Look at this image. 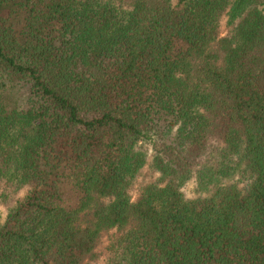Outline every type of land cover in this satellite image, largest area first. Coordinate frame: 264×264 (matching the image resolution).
I'll use <instances>...</instances> for the list:
<instances>
[{
    "label": "trees",
    "instance_id": "16d2710c",
    "mask_svg": "<svg viewBox=\"0 0 264 264\" xmlns=\"http://www.w3.org/2000/svg\"><path fill=\"white\" fill-rule=\"evenodd\" d=\"M0 207V264H264V0H0Z\"/></svg>",
    "mask_w": 264,
    "mask_h": 264
},
{
    "label": "rangeland",
    "instance_id": "374dc122",
    "mask_svg": "<svg viewBox=\"0 0 264 264\" xmlns=\"http://www.w3.org/2000/svg\"><path fill=\"white\" fill-rule=\"evenodd\" d=\"M224 22H225V16H222V17L220 18V21H219V23H220L219 29H220V34H221V35L224 34L225 31H226V28H225V26H224ZM148 153H149V151H148ZM189 187H190V186L187 187V191L190 190ZM1 212H2V208L0 207V213H1ZM100 259H101V258H99V259H98L95 263H93V264H101V263H100Z\"/></svg>",
    "mask_w": 264,
    "mask_h": 264
}]
</instances>
